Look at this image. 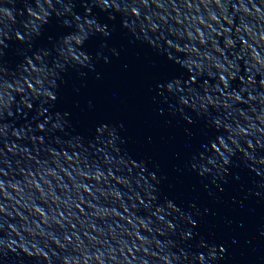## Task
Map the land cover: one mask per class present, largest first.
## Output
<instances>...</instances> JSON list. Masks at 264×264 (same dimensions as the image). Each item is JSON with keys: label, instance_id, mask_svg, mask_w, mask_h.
Returning a JSON list of instances; mask_svg holds the SVG:
<instances>
[{"label": "clouds", "instance_id": "1", "mask_svg": "<svg viewBox=\"0 0 264 264\" xmlns=\"http://www.w3.org/2000/svg\"><path fill=\"white\" fill-rule=\"evenodd\" d=\"M117 32L151 53L153 111L183 126L173 170L210 196L246 171L264 201V0H0V264L224 261L196 231L208 209L129 149L123 122L61 106L70 77L120 57Z\"/></svg>", "mask_w": 264, "mask_h": 264}, {"label": "water", "instance_id": "2", "mask_svg": "<svg viewBox=\"0 0 264 264\" xmlns=\"http://www.w3.org/2000/svg\"><path fill=\"white\" fill-rule=\"evenodd\" d=\"M111 45L124 49L120 57L97 65L83 82L70 77L61 106L73 110L86 124L97 119L123 122L129 149L151 155L161 163L162 171L175 185L174 195L185 201L194 199L202 211L208 209L196 231L204 236L210 234L215 243L225 248L222 264H264V237L259 236L264 226V201L249 195L254 177L235 169L240 179L229 178L221 186L223 191L212 188L210 196L194 178L174 171L173 167L180 164L176 157L183 151V126H165L164 117L153 111L147 93L153 74L148 62L151 53L130 45L119 32L113 34ZM76 88L80 89L78 94ZM89 101L95 105L93 112L80 113L73 108L76 104L83 108ZM233 239L236 244H232Z\"/></svg>", "mask_w": 264, "mask_h": 264}]
</instances>
